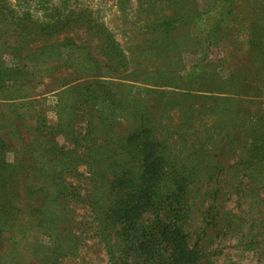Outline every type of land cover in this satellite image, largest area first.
<instances>
[{
    "label": "trees",
    "instance_id": "1",
    "mask_svg": "<svg viewBox=\"0 0 264 264\" xmlns=\"http://www.w3.org/2000/svg\"><path fill=\"white\" fill-rule=\"evenodd\" d=\"M71 1L78 0H59L55 13L48 20L44 15L42 22L35 20L29 11L17 14L8 7L7 0H0V32L8 26L14 32L15 45L25 38L27 43L47 46L65 35L64 46L55 44L50 46V51L48 46L42 51L47 58H58L64 53L62 47L70 50L82 46L75 40L84 30L88 35L85 42L88 56L94 59L90 50L95 48L100 51L96 54L108 58L104 66L95 64L88 70L91 71L88 79L78 76L76 84L64 91L69 94L72 110L64 124L48 126L45 120L43 146L38 149L40 155L51 157L48 164L38 159L29 164L24 157L17 158L14 148L0 136V242L7 238L15 245L24 243L31 247L39 237H56L60 240L59 255L50 248L45 251L33 248L31 256L40 264H67L65 260L84 264V250L77 233H88L103 246L107 264H205L201 237L219 228L216 222L221 212L222 190L229 191L227 194L246 193L264 205V114L262 109L256 110L260 117L255 111L243 110L261 104L260 98H264V52L263 73L254 72L253 76L257 87H242L230 94V87L234 83L238 85V76L233 73L226 77L222 91L227 96L207 98L218 104L210 108L203 106L207 119L201 120V128L195 125L199 117L192 105L182 109L181 103L175 104L177 126L168 122L156 125L147 109L120 102L111 84L99 80L97 74L103 68L118 76L128 70L127 64L119 48L107 37L101 38L104 26L91 19L88 9L71 12L68 8ZM161 1L168 3L147 0V4L151 9ZM178 1L186 4L185 0ZM252 1L253 7L242 5L244 0H212L204 12L196 11L197 15L212 14L206 41L210 47L220 44L223 27L236 23L235 29L246 34L245 43L254 41L250 47L263 50L264 1L249 2ZM179 9L180 6L173 14L151 22L152 29L170 35L188 26L192 15L174 14ZM71 34L73 37H68ZM93 40L97 41L96 45L92 44ZM67 59L71 64L63 67L77 66L72 64V55ZM19 61L25 63L26 59ZM23 65L14 75L24 73L29 67ZM58 66L55 65L56 69ZM3 69L0 88L12 78L9 72L13 69ZM43 71L46 73L43 76L50 72L47 68ZM210 78L211 75L205 76L198 82ZM184 90L174 94L175 100H193L189 89ZM92 105L112 115L127 111L135 122V130L116 134L106 146L98 147L90 114L79 113L81 108L87 110ZM220 106L221 120H217L219 126L215 127L216 121H210V117L216 115L214 110ZM77 120L84 125L75 130ZM103 129L105 133L108 131L106 126ZM67 134L73 136L71 149L57 141L59 136ZM11 152L13 161L9 160ZM231 160L236 161L234 165L229 164ZM79 166L86 167L87 177L78 176L75 185L67 179L77 174ZM77 205L87 210L88 221L80 227L75 220ZM198 218L199 222L193 225Z\"/></svg>",
    "mask_w": 264,
    "mask_h": 264
},
{
    "label": "rangeland",
    "instance_id": "2",
    "mask_svg": "<svg viewBox=\"0 0 264 264\" xmlns=\"http://www.w3.org/2000/svg\"><path fill=\"white\" fill-rule=\"evenodd\" d=\"M167 1L168 3L157 2L150 9L147 0H78L71 1L68 8L74 14L77 10L88 9L91 19L104 26L105 31L101 38L107 37L119 48L128 70L116 76L113 73L110 75L109 71L103 68L97 76L99 80L111 84V89L120 102H126L127 105L133 103L140 110L147 109L156 125L168 122L173 127L177 126L175 104L181 103L182 109H189V105H192L194 114L199 117L195 125L201 128V120L206 122L207 119L206 114H203L205 112L203 106L210 108L218 104V102L212 104L207 98L227 96L222 91L226 77L233 73L238 76V85L234 83V87H230V94H235L242 87L258 85L253 76L254 72L263 73L261 55L264 47L263 50H255L250 47L254 41L245 43L246 34L235 29L236 23L223 27L219 35L220 44L210 47L206 41H208L212 14L197 15L196 11L204 12L212 4V0H185V5L180 4L178 0ZM249 1L244 0L245 4L243 2L241 4L253 7L255 2ZM7 3L8 7L17 14L29 11L35 20L44 22L43 16L47 15L48 20V16L55 13V8L59 7L60 2L59 0H7ZM179 6L180 9L174 14L193 17L188 26L170 35L152 29L151 22L173 14L172 11ZM82 31L84 30L78 33L75 40L76 44L82 46L70 50L62 47L64 53L58 58H47L48 56L42 54V51L47 46L50 51V46L55 44L64 46L67 37L65 35L60 41L56 40L47 46L27 43L25 38L20 41V45H15L14 32H10L8 26L0 32V73L3 67L13 69L11 73L9 72L12 78L0 88V136L14 148L17 158L24 157L29 164L36 159L46 160L48 164L51 158L40 155L38 146H43L41 137H43L42 130L45 129V120L48 126L59 123L62 125L66 122L65 117L72 113L71 103L68 101L69 94L64 91L76 84V77L88 79L91 76V71L88 72L90 68H94L95 64L104 66L108 60L96 54L100 51L95 48L90 50L94 59L88 56L89 49L85 48L88 35ZM68 37H73V34ZM250 40L251 36L249 42ZM92 44L96 45L97 41L93 40ZM68 55H72L74 59L72 64H77L75 68L62 66L71 64L68 62ZM25 59V63L19 61ZM23 64L29 67L24 73L14 75L23 68ZM55 65H59V68L56 69ZM45 68L50 72L43 76L46 74L43 71ZM75 71L78 75L74 73ZM209 75H211L210 81L198 82L199 78ZM242 79H245L243 83H241ZM185 88L189 89L193 100H175L174 94L186 92ZM250 97L249 95L244 99L248 100ZM260 100L261 104H252L250 108L243 110L247 113L253 111L257 113L256 110L262 109L264 114V98L261 97ZM170 106L175 110H171ZM220 111L221 106L214 110L216 115H212V119L210 117V121H216L215 127L219 126L217 120H221V114H218ZM79 113L90 114L93 120L91 126L96 128L95 138L98 147L106 146V142L115 138L116 134L125 135L136 128L127 111L112 115L102 107L92 105L87 110L81 108ZM201 115L203 116L200 117ZM257 115L260 117L259 113ZM161 117L166 120H160ZM83 125L77 120L75 130ZM104 126L108 127L106 133ZM72 134L59 136L58 144L67 145L69 149L73 148L70 143L73 141ZM17 158L15 157V160ZM13 159L14 153L11 152L9 160L13 161ZM235 162L231 160L229 164L234 165ZM85 168L77 167V174H71L67 181L77 185L78 176H81V179L87 177ZM223 178L224 176L221 175V179ZM222 191L221 212L216 222L219 228L209 230L207 236L201 237L205 264H264V205L258 204L257 198L246 193L237 195L227 194L229 191L225 192L224 189ZM75 208L77 211L75 220L80 227L88 221L87 210L81 205ZM199 220L200 218L196 219L197 222L194 220L193 225ZM14 228H17V225ZM77 235L80 237L81 250H84L82 251L84 264H107L103 246L92 234L77 233ZM37 240H39L36 242L37 245L33 244L29 247L24 243L15 245L6 238L0 242V264H40L39 260L31 256L33 248L42 251L50 248L57 255L61 253L58 248L60 245L58 238L39 237ZM65 261L64 263L67 264H78L75 261Z\"/></svg>",
    "mask_w": 264,
    "mask_h": 264
}]
</instances>
